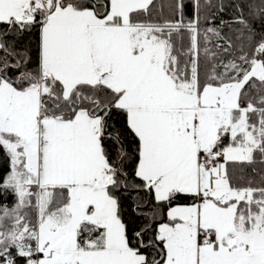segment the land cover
<instances>
[{
  "label": "snow or ice",
  "instance_id": "snow-or-ice-1",
  "mask_svg": "<svg viewBox=\"0 0 264 264\" xmlns=\"http://www.w3.org/2000/svg\"><path fill=\"white\" fill-rule=\"evenodd\" d=\"M0 264H264V0H0Z\"/></svg>",
  "mask_w": 264,
  "mask_h": 264
},
{
  "label": "trees",
  "instance_id": "trees-1",
  "mask_svg": "<svg viewBox=\"0 0 264 264\" xmlns=\"http://www.w3.org/2000/svg\"><path fill=\"white\" fill-rule=\"evenodd\" d=\"M27 40H28V37H25V38H24V42H27Z\"/></svg>",
  "mask_w": 264,
  "mask_h": 264
}]
</instances>
